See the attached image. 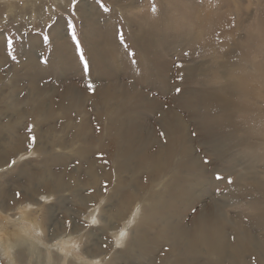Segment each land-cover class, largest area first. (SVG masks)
I'll return each mask as SVG.
<instances>
[{
  "label": "rangeland",
  "instance_id": "rangeland-1",
  "mask_svg": "<svg viewBox=\"0 0 264 264\" xmlns=\"http://www.w3.org/2000/svg\"><path fill=\"white\" fill-rule=\"evenodd\" d=\"M101 5L107 7L109 11L104 12ZM78 7L81 11L73 14L72 0H0V62L2 61L0 64V226H8L6 221L9 219L17 220L21 211L24 210L26 213L29 212L27 214L36 224L38 223L37 227L40 229L34 239L33 251L29 250V246L18 248L14 252L15 263L92 264L97 262L98 264H115L117 261L118 264L126 262L128 264H165L163 262L166 261L171 249L166 240H169L167 239L171 237L169 235L174 233L165 232L166 230L159 224L153 227L142 224L138 217L135 225L124 233L122 239L120 235L135 207L140 205L143 208L144 204L147 206L143 209L147 208L150 203L145 202L146 197L156 194H161V198H168L172 195V199L182 196V200L176 201L173 208L179 211L176 218L180 226L186 230H190L205 204L210 203V196H213V199L223 201L227 205V214L238 223V225L234 224L229 231L232 244L239 233L237 226L242 228L245 225L249 229L251 227V232L255 237L263 238L264 223L259 222L261 220L258 219L254 220V213L264 209V194L256 193L257 187H254L256 183L250 178L239 180L238 175L245 172L240 163L250 155L256 160L257 155L262 158V163L260 161L256 163L264 176V70L262 72L260 67L254 66L255 63L264 65V0H81ZM153 8L156 11H153ZM70 20L76 25L77 36L81 42L85 59L89 62L87 74L83 71L75 45L65 31L66 22ZM52 24L57 25L53 31L54 43L43 44L42 38L49 32L48 26ZM99 28H101L100 31ZM139 28L143 32H146L145 28L147 31L151 28L155 31L158 28L150 41L152 47L149 46L147 50L148 61L142 55L144 54L142 53L143 47L146 46L141 44L140 37L144 33L139 31ZM96 31L98 35L93 33L94 37L90 36ZM120 32L124 35L127 48L120 43L118 37ZM88 33H90L89 36ZM138 33H140L139 37L136 36ZM61 34L66 36L64 41L57 38ZM108 34L109 38L116 43L108 42L110 41L109 38L107 39ZM137 37L140 39L138 40ZM6 38H12V48L7 51L15 50L13 54L17 57L16 61L6 55ZM94 38L95 41L92 43ZM135 38L139 41V45L135 42ZM97 41L102 42L101 45H105L104 47L111 43V47L109 45L107 49L110 47V50L114 51L113 56L104 52V49L96 44ZM94 45L99 52H94ZM112 45L118 47L113 49ZM59 50L62 51L60 52L62 55ZM130 52L135 53V56H130L128 54ZM185 52L188 53L187 56L184 55ZM224 55H227L226 59L242 64L238 76L244 77L242 84L248 91L246 90L245 96L241 99L234 98L237 99L236 102L239 105L242 102L248 107L249 111L244 115L234 111L232 113L234 125L216 124L215 127L232 131L246 130L244 136L249 140L248 143L254 141L260 145L255 150L246 149V147L226 148L223 151L227 152V157L221 162L210 153L209 147L201 145L202 138L197 131L196 122L190 119L188 111L184 108V102L177 101V97L184 92L183 89L186 91L188 87L185 84V69L195 62L211 63V60H215L218 63H224L226 62ZM59 59L69 63L64 65V62L62 63ZM115 59L121 60L118 61L119 65ZM44 60L48 63H42ZM70 62H73L74 66L71 72ZM111 62L116 65H112ZM243 62H247V65ZM33 63H38L39 66ZM25 64L27 68L22 67L26 66ZM161 64L163 66H159ZM177 64H183L184 67L177 68ZM29 65L33 67L28 68ZM40 66L42 70L38 69ZM108 66H114V69L109 68L106 73ZM34 67L37 68L34 70L42 75L35 85L31 84L28 77H23L24 72L22 71V69H33ZM111 70L120 72L121 77L118 79L113 72L111 73ZM61 71L64 75H61ZM100 74L106 76L105 81L98 79ZM211 82V80L204 81L200 78L198 83L191 85V89L205 96L208 91L207 86ZM90 83L93 85L91 90L88 88ZM11 86L15 89L13 87L11 89ZM69 87L81 90L87 95L86 97H89V102L81 103H84L81 109L76 108L71 102L68 105L69 102L65 100L67 97L65 91ZM36 88L40 92L48 93L46 96L43 95L47 98L40 109L37 105L34 106L38 99L34 95ZM123 88L129 93L132 92L128 105L132 106L135 112L129 114V118L134 115L131 118L136 122L138 128L135 130L139 135L141 128L155 130L156 137L158 136L159 141L166 145L169 139L160 126L159 120L162 116L158 109L163 106L161 110L163 109L166 113L170 109L179 113L189 126L195 142L194 148L202 161L205 156L214 161V166L209 167L210 173L208 174L209 180L213 178L214 188L210 189L207 183L205 188L209 190V195L199 200L197 196L199 192L190 189L196 183L194 174L187 173L180 176V173L173 172L163 177L157 174L151 175L150 172L139 169L137 162L140 159L138 158L132 162L136 171L132 170L130 174H122V186L126 189L125 198L130 199V195L133 194L134 202L126 210L125 219H118L111 225L106 223V213L109 212L107 210L115 207L120 200L113 194L114 187L118 183L114 163L118 147L112 137L114 133H107V120L100 117L99 110L101 108L105 111L113 110L117 108L116 104L119 102L128 103V99L120 98L114 102L102 104V100L105 99L103 94L106 95L107 92H113L111 90ZM176 88L181 89V94H177ZM52 89L55 92L54 95ZM136 93L140 96V101H136L134 105L133 101L138 100ZM11 94L14 99L13 96L10 97ZM145 100L156 102L158 109L151 107L149 110L142 109L141 105L146 102ZM198 106H201L202 110H205L206 106L214 108L211 113L217 119H222L227 112L218 99L206 103L201 100ZM63 107L73 108L62 110ZM42 109L43 111L39 112ZM81 116L82 118L86 116L85 119L89 121L91 129L90 137L83 140L79 139L76 128L81 122ZM122 117V119L126 118L123 112ZM68 121H72L73 125L66 128ZM11 128L15 133L10 132ZM120 130L118 128L116 132ZM130 132L132 136L133 131ZM161 132L164 133L163 137L160 135ZM33 135L36 137V143L34 147H29V137ZM143 136L146 137L147 132H143ZM125 144L122 145L124 149ZM134 144L136 146V141ZM152 147L146 151L150 157L159 150L156 145ZM12 160L16 161L15 166H11ZM176 163L175 159L172 164ZM90 165L96 168L99 176L98 183L94 185H91L86 174ZM24 168H28L36 178L49 169L54 175L52 179H55L48 181L50 185L56 184V179L62 178L67 184L76 186L77 192L75 189L54 192L48 187L39 188L35 193L29 192L30 182L25 176H20V170ZM41 168L44 170L42 171ZM181 168L186 171L189 169L186 164ZM214 168L223 170L219 172L225 177L223 181L214 179ZM129 178L130 180L133 178L132 183ZM229 178L233 183L227 182ZM105 183H107V190L103 187ZM17 192L21 194L19 199L16 197ZM194 193L197 194L194 195ZM37 200L38 204H36ZM118 206H120L119 203ZM163 208H159L161 209L159 211L165 214L166 209ZM115 210L117 211L113 208V213H116ZM241 221L245 224L243 225ZM258 223H261V226ZM136 226L138 232L134 234ZM133 235L134 238L136 235L138 238L143 237L144 240L154 245L155 250L151 261L138 260L139 253L138 255L134 253L131 258L129 249ZM68 236L75 239L76 255L64 262L60 256H57V249L54 245ZM105 244L108 245L107 248L104 247ZM254 261L257 262L253 258L248 259V262H251L249 264H254ZM0 264H9V260L3 258L1 254Z\"/></svg>",
  "mask_w": 264,
  "mask_h": 264
},
{
  "label": "bare ground",
  "instance_id": "bare-ground-1",
  "mask_svg": "<svg viewBox=\"0 0 264 264\" xmlns=\"http://www.w3.org/2000/svg\"><path fill=\"white\" fill-rule=\"evenodd\" d=\"M132 6H133V4H132ZM130 7H131V5H130ZM236 8H237V6H236ZM87 13H89V12H87ZM220 15H221V13H220ZM245 17L246 16H244V18ZM91 18L94 19V17H91ZM211 18H213V17H211ZM91 21H93V20H91ZM134 21H135V19H134ZM244 21H246V20H244ZM95 22H97V21H95ZM87 23L89 24V22H87ZM139 24L141 25V23H139ZM86 26H88V25L86 24ZM138 27H140V26H138ZM143 27H141V28L143 29ZM100 29L101 28H99V31H100ZM142 29L139 28V31L143 32ZM59 30L60 29H58V31ZM145 30H146V32H143L144 34L141 33V35L142 34L143 35L140 37L141 41H142V42L141 41L140 42H141V44H144L146 46L145 48L143 47L142 53H144V54H142V55H144L143 57L145 58V60L147 59V61H148L147 50L149 49V46L152 47V43L150 41L153 38L155 31L158 30V28H157V30L155 29V31L153 28H151V30L148 29L149 31H147L146 28L144 29V31ZM58 33H60V32H58ZM90 33H88V36L90 35ZM93 33H96V35H98L97 31L92 32V34ZM92 34L90 36L94 37V34L93 35ZM139 34L140 33H138L137 35L135 34V35L138 36ZM160 35H161V33H160ZM109 37L110 36L108 34L107 39ZM138 37H137V39H138ZM57 38L60 41H62V40L64 41L66 36L61 34ZM103 39L105 40V38H103ZM137 39L135 38V42L138 44L139 39L138 40ZM109 40L110 41H108V42L116 43L115 41H112V38L111 39L109 38ZM93 41H95V38H94V40H92V43H93ZM101 43H99L98 41L96 42V44L100 45L99 47L101 49H104L103 50L104 52L106 51L107 53H109L113 56L114 51L112 52V49L110 50V47H111L110 44L111 43L108 44V46L110 45L109 49H107L108 46L104 47L105 45H101ZM64 45H65V43H64ZM113 45H115V44H113ZM62 47L64 48V51H66L65 50L66 48L64 46H62ZM116 47H118V46L116 45ZM116 47L113 46L112 48L114 49ZM57 49H59V48H57ZM140 49L142 50V48H140ZM144 49H145V51H144ZM92 50H93V48H92ZM98 50L99 49H97V47H95V45H94V52L97 53V52H99ZM60 52H62V51L59 50V53ZM116 53H117V51H116ZM210 53H212V52H210ZM60 54L62 55V53H60ZM67 54L69 55V53H67ZM72 57H73V55H72ZM226 57H227V55L223 56V58H225V59H226ZM115 58L117 59L118 57H115ZM116 59H115V62L117 63V65H119L118 61H121V60H119L120 58L118 60H116ZM218 59H220V58H218ZM60 61L62 63L64 62V65L69 63V62L66 63L65 62L66 60L65 61L60 60ZM238 61H239V59H238ZM1 62H0V64H1ZM30 62H31V60H30ZM72 63L70 62L71 65H72ZM116 63L114 64L113 62H111V64L112 65L114 64V66L116 65ZM70 64H69V66H70ZM149 64H150V62H149ZM243 64L247 65V62L246 63L243 62ZM30 65L28 66V68L30 67ZM33 65L39 66L38 63H35V64L33 63ZM33 65L30 68H32ZM241 65H240V63L239 64L235 63L229 59H226V62L224 61V63H221V62L218 63L215 60H211V63L195 62L190 67H188L187 69L184 70L185 78H186L185 84H187L188 87H186L187 88L186 91H185V89H183L184 92H182V94L180 93L181 95L179 97H177V101L184 102V108L188 111L190 119H192L193 121L196 122V127L198 129L197 131H198L200 137L202 138L200 141L201 145L203 147H209L210 153L215 157L216 160H219L221 162H223L224 159H226V157H227V154H226L227 152L223 151V150H226V148H233V147L245 148L246 147V149L247 148L248 149L253 148L255 150V149H257V147H259L258 145H260V144L255 143L254 141L252 143L251 142L248 143L249 140L247 138H245V136H244L246 130L240 129L239 131H232V130H224V129H221L219 127L218 128L215 127L216 124H223V125H229V126H230V124L232 125L234 122L232 113L234 111L239 112V114L243 113V115H244V113H247V111H249V108L244 106L242 104V102H241V104L243 106H241V104L239 105L238 102H236V100L238 98L241 99L242 97L245 96V93L247 90L244 87V85L242 84V81H244L243 80L244 77L242 75L238 76L240 74L239 71L242 69V68H240ZM251 65L252 64H250V66ZM114 66L113 67L108 66L107 71L105 70L106 73L108 72L109 68L114 69ZM120 66H121V63H120ZM159 66H163V65L161 64ZM254 66L260 67L261 68L260 70L263 72L264 65L262 66V64L258 65V63L257 64L255 63ZM22 67L27 68V65L22 66ZM73 67L74 66L72 65V68H70V72H71V70L74 69ZM35 68L36 67H34L33 69H22V71L24 72L23 77H28V79L31 81V84H34V85H35V83H37V80H40L39 77L42 76V75H40V73L38 74V72H36L34 70ZM38 69L42 70V67L40 66ZM118 69H119V67H118ZM246 69H247V67H246ZM45 70H46V68H45ZM47 72H48V70H47ZM67 72L69 73V71H67ZM112 72L113 71L111 70V73ZM62 74L64 75V73L61 71V75ZM113 74H114V76L116 75L118 77V79L121 77L120 72H118V71L113 72ZM99 78L101 80L103 79V81H105L104 79H106V76L100 74L98 79ZM200 78H202L204 81H207V80L212 81L210 83V85L207 86L208 91H207V95H205V96L200 95L196 90H193V88L191 89V85L195 84L196 82L198 83ZM17 81H18V79H17ZM100 82H102V81H100ZM212 83H215V84L212 85ZM162 84H164V83H162ZM13 86H15V85H13ZM13 86H11L10 88L13 89L14 88ZM111 91H113V92H111V93L107 92L106 95L103 94L105 96V97H103L105 99L102 100L103 105L105 103L110 102V101L114 102L116 99L119 100L120 98L121 99H125V98L128 99V103H126L125 101L119 102L118 104H116V106L118 105L117 108H115L113 110L110 109L108 111H105L102 108H101V110H99V112H101L100 117L103 119L105 118L107 120V123H106L107 124V126H106L107 133L108 134L114 133V135L112 137L115 139L117 147H118V149L116 151V155H115V162H114L115 166H116V172L118 174V180H117L118 183L114 187V193L113 194H115L118 197V199H120L118 202L120 206H118V203H117V205H115V207H113L114 209H117V211L115 210L116 213H113V208L111 210H107V211H109L107 213L105 210V213H106L105 219L107 221L106 223L107 224L110 223L112 225L118 219L124 218L126 210H128L129 206L131 204H133V202H134L133 194L130 195V197H131L130 199L125 198V193H126L125 190L126 189L124 188V186H122V184H123L122 174L123 173H129V174L132 173V170H134V166L132 165V162H134V160H136L138 158L140 159L139 162H137V163H139V169L141 171H143V170L148 171L151 173V175L157 174L158 176L163 177L166 174H170V173L173 174V172L176 174H177V172H178V174L180 173V176L184 175V174L186 175L187 173H190L189 175L194 174L196 176V180H195L196 183H194L193 187H191L190 189L192 191L199 192V195H197V196H199V200L204 199L206 196H208L209 190H207L205 188V185H207V183H208L210 189L214 188L213 178H212V180H209V176H208V174L210 173L209 166L205 165L203 163L200 155L197 154V152L194 148L195 142L191 136L189 126L185 122V120L179 115V113L173 109H170L166 113V111H164L163 109L161 110V108H163V106H161V108H160L156 102H151L149 100H147V101L145 100L146 102H143V105H141L142 109H144V110H149L150 107L152 109H158V107H159L158 112L162 116V118L159 120L160 126L167 133L168 139H169V142L166 145H163L159 141V139L157 138L158 136L156 137V131L155 130H152L149 128H145V129L141 128L140 135L136 133L137 130H135V129H137L138 127L136 125L135 120L131 118V117H134V115L130 117L131 119L129 118V116H130L129 114L135 112L134 111L135 109L132 106L128 105L130 102L129 97H130L132 92L129 93L127 91V89H124V88L121 90L115 89V91L114 90H111ZM1 92H3V91H1ZM52 93H53V95L55 94L54 90ZM47 94H46V92H40L36 88V90H34V95L38 99L35 101L36 104H34V106L37 105L38 108L40 109L43 102L47 98V97L46 98L43 97V95L46 96ZM50 94H51V92H50ZM136 94H137L138 100L133 101L134 105L140 101L139 100L140 96L138 95V93H136ZM142 95H143V91H142ZM12 96L13 95L11 94L10 97H12ZM65 96H67L65 98V100L69 102L68 105H70V102H71L78 109H81L80 107H82V105L84 103L89 102V100H88L89 97H86L87 95H85V93L83 91L76 90L72 87L67 88V90L65 91ZM234 97H237V99H235ZM49 98H50V95H49ZM49 98L47 99L48 101H49ZM51 98H52V96H51ZM13 99H14V96H13ZM213 99H216V100L218 99V101H220V104L225 109V112L227 111L225 113V116L222 119H217L216 116L212 115L211 112L214 108L206 106L205 110H202L201 106H198V102L201 100L203 103H206V102L212 101ZM48 101H47V103H48ZM82 102H84V103L81 104ZM97 106H98V104H97ZM129 107H131V109ZM34 108L37 109L36 107H34ZM71 108H73V107H71ZM71 108H69V107L64 108L63 107L62 110L63 109L69 110ZM119 108L120 109L122 108L121 111ZM46 109H47V107H46ZM41 111H43V109L40 110L39 112H41ZM122 112L125 113V115H126L125 119H122L123 118ZM217 115H219V114H217ZM53 116H54V114H53ZM86 116H83L84 118H82V116H81V118H82V119L80 118L81 122H80L79 126H76V128L78 129V137L80 140H83L86 138L88 139L90 137L89 136V134L91 132V129L89 127L90 123L88 120L85 119ZM71 125H73L72 121H70L68 124H66L65 127L68 128ZM74 125H75V123H74ZM118 128H120L121 130L116 132V130ZM38 129H39V127H38ZM128 131H129V134H128ZM130 131H133L132 136L130 135L131 134ZM10 132L15 133L13 131V128L10 129ZM143 132H147L146 137L143 136ZM237 136H241V137H237ZM134 141H136V146L134 144ZM102 142H103V140H102ZM122 143L123 144L126 143L125 149L122 146L123 145ZM155 145L158 146L159 150L156 152V154L151 155V157H150V155H147L146 151L151 146L154 147ZM253 158L250 155L247 157V159H245V161L240 163L241 166H243L242 168L244 169L245 172H244V174L239 173L238 178H239V180L244 179V178H248V179L250 178L253 182L256 183V186H254V187H257L256 193H261L263 195L264 194V176L262 175V173L260 172V170L258 169V166H257V163L259 161L262 163V158H260L257 155H256V160H254ZM175 159H176L177 163L172 164V162ZM185 164H186L187 168H189L187 171L185 169L181 168ZM41 169H42V171L44 170L43 168H41ZM214 169H215L213 171L214 173L217 171L218 172L223 171V170H216L217 168H214ZM134 171H136V170H134ZM86 172H87L86 174L88 175V178L90 180L91 185L96 184V182L98 183V177L99 176H98V173H96V168L94 166L90 165ZM20 174H21L20 175L21 177L25 176L28 179V181L30 182V185L28 187V191L32 192V193L37 192V190L39 188H42V187H45V188L48 187L50 191H54V192H57L58 190H66V189L67 190L75 189V192H77L76 186L73 187L70 184H67L66 182L63 181L62 178L56 179L57 180L56 184L50 185V183H48V181L50 179H52L54 177V175L52 174V172L49 169H46L42 173V175L38 178H36L35 175H32L28 168L27 169L24 168V169L20 170ZM135 174L138 175L139 173L135 172ZM52 180H55V179H52ZM129 180H130V178H129ZM130 182L131 183L133 182V178H131ZM196 194L197 193H194V195H196ZM261 194H259V196ZM151 196H153V195H151ZM151 196L148 195V197H146V199H145V202L148 201V203H150L147 208L143 209L144 207L147 206V205L144 206V204H143V208L140 205L135 207V209L130 214L131 216L126 220L125 229L122 232L125 233L129 228H131L133 225H135V223L137 222V219L139 217L141 219L140 222L142 224H145L147 226H152V227H153V225L159 224L161 227L164 228V230H166L165 232L174 233L172 235H169V236H171V237L167 238L169 240H166V242L169 243L168 246H170L171 249H170L169 254L167 255L166 261H164L163 263H165V264H249V263H251V262H248V259H250V258L257 260V262L254 261L255 262L254 264H256V263L257 264H263L264 263V237L263 238L261 237L260 239H259V237H255L251 232V227L249 226L250 227V229H249L248 227H246L244 225L245 223L244 224L242 223V221H241V223L244 226L242 228H239V226H237L239 233H237L238 236L235 238L236 241L232 244L231 235L229 234V231L231 228H233L234 224L238 225V223L235 222L233 217H230L227 214V205L223 201H220V200L217 201L216 199L212 198L213 196H210V200H209L210 203L208 202L205 204L204 209L196 217V220L194 221L190 230L189 229L186 230L182 226H180L179 221L176 218L177 213L179 211H177L176 208H173L174 207L173 204L177 203L176 201L182 200V196H180V197L177 196L174 199H172L173 198L172 195H170V197L168 196V198H166V197L161 198V194H156L153 197H151ZM170 199H172V200H170ZM38 202L39 201L37 200L36 204H38ZM163 206H164V208H163ZM159 208L166 209L165 212L167 214L166 213L163 214L162 212H160L159 210H161V209H159ZM260 210L261 211H256L254 213V217H255L254 220L258 219V220H261L259 222L264 223V221H262V220H264V209H260ZM27 213H29V212H27ZM27 213H26V211L23 210V211H21V215L19 214L20 217H18L17 220L14 221V218L9 219L8 221H6L8 223V226H6V227L0 226V249H1L0 254L2 255L3 258L9 260V264H17L14 261V256H15L14 252H16V250H18V248L29 246L28 248L30 251L33 249V245L35 244L34 239L36 238L37 233L40 231L39 227H37L38 223L36 224L35 221L30 218L31 216L29 217V215ZM0 223H1V221H0ZM261 223H258V224L261 226ZM178 224H179V226H178ZM252 227H254V225H252ZM137 230H138V228L136 226V229L133 231V233L137 234V232H138ZM41 231L43 233V230H41ZM42 233H40V234H42ZM74 233H76V232H74ZM30 237H32L33 239H31ZM122 238L123 237H121V239ZM74 241H75V239L72 236H68V237H64V239H62V240H59L54 245L55 249H57L56 254H57V256H60L62 261L67 262V260H69V258L71 259V256L76 255L75 247H74V245H75ZM153 248H154V245L150 241H147L146 239L144 240L143 237L138 238V235H136V237L134 238V235H133L131 245H130V249H129V251L131 250V252L129 254H130L131 258H133L134 253H136V254L139 253V255L137 254L138 260H149V261H151V259H153L152 258L153 252L155 250ZM48 249L50 251L52 250L51 247H49ZM41 253H42V251H41ZM25 260H23V261H25ZM92 264H98V263L94 262ZM115 264H118V262L116 261ZM125 264H128V262H126Z\"/></svg>",
  "mask_w": 264,
  "mask_h": 264
},
{
  "label": "snow or ice",
  "instance_id": "snow-or-ice-1",
  "mask_svg": "<svg viewBox=\"0 0 264 264\" xmlns=\"http://www.w3.org/2000/svg\"><path fill=\"white\" fill-rule=\"evenodd\" d=\"M81 0H72V7H73V14H75L76 12L78 11H81V9L78 7V5L80 4ZM101 7L103 8V11L104 12H108L109 9L107 7H104L103 5H101ZM153 11H156L155 8H153ZM49 32L43 36L42 38V43L43 44H51V43H54V37H53V31L56 29L57 25L56 24H52V25H49ZM65 31H66V34L68 36H70L71 38V41L73 42V44L75 45V50H76V53L79 57V60H80V63L82 64L83 66V71L84 73H88L89 72V62L85 59V55H84V51L81 47V42L80 40L78 39V36H77V32H76V25L73 21H67L66 22V28H65ZM118 37H119V40H120V43L122 45H124L125 48H127V44L125 43V40H124V35L122 32H120L118 34ZM12 38H6L5 39V49H6V55L8 56H11V59L13 61H16L17 60V57L16 55L13 54V52L15 51L14 49L12 51H7V49H10L12 48ZM130 56H135V53H128ZM184 55H188L187 52L184 53ZM42 63L44 64H47L48 61L47 60H44L42 61ZM133 63H135V60H133ZM177 68H183V64H177L176 65ZM182 79V77H181ZM88 88L91 90L93 88V85L90 83L88 85ZM181 91L180 88H176V92L177 94H179ZM29 131H31V127H29ZM161 137H163L164 133L161 132L160 133ZM193 135H196L195 133H193ZM35 143H36V137L33 135V136H30L29 137V147H34L35 146ZM102 158V157H101ZM203 163L207 166H209L210 168L214 166V161H212L211 159H209L207 156L204 157L203 159ZM16 165V161L15 160H12L11 161V166H15ZM7 177H5L6 179ZM214 179L216 181H223L225 179V177H223L218 171L216 173H214ZM229 184L233 183V181L229 178L228 181H227ZM104 189L107 190V183H105L103 185ZM20 193L17 192L16 193V197L17 199L20 198ZM121 237L124 236V233L121 232ZM105 248L108 247L107 244L104 245Z\"/></svg>",
  "mask_w": 264,
  "mask_h": 264
}]
</instances>
